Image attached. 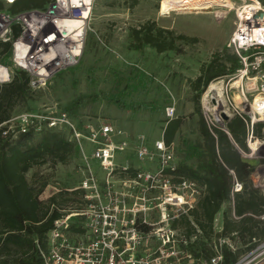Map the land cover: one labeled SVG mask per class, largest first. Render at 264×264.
I'll return each mask as SVG.
<instances>
[{
	"label": "built area",
	"instance_id": "built-area-1",
	"mask_svg": "<svg viewBox=\"0 0 264 264\" xmlns=\"http://www.w3.org/2000/svg\"><path fill=\"white\" fill-rule=\"evenodd\" d=\"M66 1L50 0L45 9L16 14L0 11V42L12 43L13 64L0 60V84L12 82L17 68L28 72L31 88L38 89L52 81L58 71L78 65L85 50L88 22L73 30L68 25L60 26L59 21L83 17L87 5H68ZM235 14V29L226 47L239 57L240 67L227 76L240 78V84L234 82L236 86L231 87L238 89L236 97L247 110L246 115H238L249 118L248 152L243 155L262 159L264 145L251 143L254 136H260L254 125L261 119L253 116L260 114L250 112L249 107L251 96L264 99V2L243 0ZM16 24L21 29L18 36L14 34ZM175 113V103L165 108L166 118H175ZM227 123L219 127L227 131ZM4 124L8 125L4 134L13 136L31 128L38 132L46 127L66 128L80 149L85 174L77 189L83 193L82 203L79 209H71L55 220L48 236L49 245L41 251L44 264H224L223 245L233 252L241 249L240 240L225 235L212 242L214 254L208 259L198 258L188 249L202 235L190 214L205 190L195 180L175 176L177 147L167 144L164 135L151 143L145 134L128 137L123 129L109 123H88L81 129L76 120L59 108L28 110L15 114ZM83 139L93 145L91 156L82 145ZM121 155L127 159L124 163L118 161ZM90 158L99 161L101 175L94 173ZM260 186L264 188L261 181ZM232 189L233 202L235 193L243 191V183L235 179ZM231 214L236 218L235 212ZM75 216L81 217L82 231L74 233L71 226ZM184 216L196 228L191 236L180 224ZM257 217L264 220V212ZM213 227L216 233L222 232L219 218ZM253 243L251 249L240 253L235 264H264V239L254 238Z\"/></svg>",
	"mask_w": 264,
	"mask_h": 264
},
{
	"label": "rangeland",
	"instance_id": "rangeland-1",
	"mask_svg": "<svg viewBox=\"0 0 264 264\" xmlns=\"http://www.w3.org/2000/svg\"><path fill=\"white\" fill-rule=\"evenodd\" d=\"M113 1L85 0L87 8L81 18L87 19L81 20L79 26L84 22H88V25L85 50L78 65L58 71L48 84L33 89V97H30L27 105L14 107V114L26 112L29 108H34L36 111L64 109L78 96L97 94L98 99L88 102L80 111L86 125L91 123L98 126L109 123L123 129L130 137L147 134L155 139L160 136L166 120L165 108L175 103V116L185 118V123L174 142L179 148V159L182 157L184 139L201 140L200 116L204 117L211 126L213 124L217 128L220 126L203 99L213 81L199 98L200 111H197L194 102L197 92L193 88V82L202 74V67L214 59L218 58L220 62L230 66L226 56L235 53L226 46L235 29L236 8L243 5V0H231L232 8L221 6L222 1H215L213 4H202L184 10L175 8L173 4L177 0H138L139 3L133 6L131 0H116L112 6ZM72 3L78 5L79 0H73ZM5 5V12L12 13L9 11L11 5L7 3ZM219 12H224L226 16ZM147 24L152 25L156 31L157 28L174 30L175 34L188 35L196 38L197 41L186 43L176 40L177 48L164 52H159L149 45L142 51L136 50L131 46V29H139ZM164 36L167 40L171 39L168 33ZM2 60L6 65H13L11 55L8 58L3 56ZM214 81H219L224 87L223 98L226 103L223 109L229 111L232 118L238 113L246 115L247 110L243 102L236 97L238 89L231 87L236 86L234 82L240 84V78L224 76ZM212 95L213 92L210 96ZM255 97L257 95L251 96L250 101L254 102ZM111 98L114 100L119 98L120 104L115 103ZM254 110L262 115L256 114L257 119L261 121L255 123L254 127L261 128L259 134H264V109L261 111L258 107ZM82 145L87 155L91 156L94 150L92 143L83 139ZM258 159L259 162L254 165L255 170L250 181L252 187L258 189L259 194L264 195V188L260 186V181L264 184V158L258 157ZM126 160L123 155L118 159L121 163ZM89 161L94 173L101 175L99 161L93 158ZM82 162L81 155L73 156L66 163H59L56 166L47 162L42 167L32 168L27 174V179L39 181L36 186L45 179L48 180L49 184L40 196V199L45 201L60 191L77 190L81 177L85 174ZM81 199L79 196L78 200L73 202V206L82 203ZM257 216L254 214L255 218L262 220ZM230 218L235 222L242 220V216L237 214L236 218L232 214ZM232 233V236H229L234 241L242 242L241 253L250 248L249 235L240 233L244 238L242 239L239 233ZM216 239H212L210 244H207V248H210ZM205 252L207 255L209 250Z\"/></svg>",
	"mask_w": 264,
	"mask_h": 264
},
{
	"label": "trees",
	"instance_id": "trees-1",
	"mask_svg": "<svg viewBox=\"0 0 264 264\" xmlns=\"http://www.w3.org/2000/svg\"><path fill=\"white\" fill-rule=\"evenodd\" d=\"M131 1L132 6L139 3L138 0ZM5 2L0 0V11H5ZM49 2L50 0H15L10 4L9 11L20 13L34 8L45 9ZM20 31V27L15 25L14 34L18 36ZM165 33L171 36L170 40L165 39ZM131 36V46L139 51L149 45L159 52H164L176 49V40L186 43L197 41L188 35L175 34L174 30L157 28L156 31L149 24L139 29L132 28ZM11 46L12 43L0 42V60L3 55L5 58L9 57ZM226 58L230 66L220 62L218 58L214 59L202 67V74L193 82V88L197 92L194 98L197 111H200L199 98L207 86L218 78L231 75L240 67V59L236 54ZM12 78V82L0 84V264H44L41 251L46 250L49 245L48 236L55 220L68 214L71 209H79L81 202L75 207L73 202L78 200L79 196L82 197L83 193L80 189L74 192L66 189L43 201L40 196L49 184L48 180L45 179L36 186L39 181H29L27 174L32 168L42 167L47 162L53 166L66 163L73 156H79L80 149L66 128L46 127L40 132L31 128L26 133L20 132L14 136L13 133L4 134V131L8 130V125L4 123L14 117V107L27 105L30 97H33L28 72L16 68ZM98 97L97 94L78 96L68 103L64 110L78 122L81 129H84L85 121L82 120L80 111L88 102ZM112 100L117 104L121 102L119 98ZM27 110L36 111L34 108ZM244 117L234 115L227 123L228 133L220 127H210L206 119L200 116L201 140H183L184 149L175 176L195 180L206 186L207 190L206 195L199 200L198 206L190 214L202 231V235L188 248L198 258L208 259L214 254V250L207 248V244L222 235L232 236V232L249 235V249L255 244L254 238H264V221L254 217V214L260 215L264 212V195L252 187L249 176L254 166L244 159L235 145L248 150L246 127L249 118ZM165 122L164 136L170 145L175 142L185 121L183 117L177 116L173 119L166 118ZM254 130L258 134L261 132V128L254 127ZM259 135L252 138V143L263 141L264 134ZM235 179L243 183V191L235 193L234 201L230 203ZM225 203L227 207L223 215L224 228L221 233H216L213 228L214 218ZM232 212L242 216V220L233 221L230 218ZM72 221V232L82 231L79 225L81 217L75 216ZM181 222L186 227V234L191 236L196 232L188 217H182ZM222 248L224 264H235L241 249L233 252L227 245ZM207 249L209 252L206 255Z\"/></svg>",
	"mask_w": 264,
	"mask_h": 264
},
{
	"label": "bare ground",
	"instance_id": "bare-ground-1",
	"mask_svg": "<svg viewBox=\"0 0 264 264\" xmlns=\"http://www.w3.org/2000/svg\"><path fill=\"white\" fill-rule=\"evenodd\" d=\"M61 1H65V0H61ZM83 1L84 2L82 4L79 3L77 6H81V5L86 4L85 0H83ZM215 1H217V2L222 1L223 3L221 4V6H223V7H226V8H232L233 7L231 0H227V1H223V0H177L173 5L175 6L176 9L184 10V9L190 8V7L201 6L202 4H210V3L213 4V3H215ZM72 2H73V0H72ZM72 2L70 0H67L66 4L70 5ZM225 2H227V3H225ZM49 13L52 14V13H54V11H50ZM219 13L224 15V12H219ZM84 14H85V12H84ZM81 20L86 21V19L84 20V18H81V17L77 18V19L69 18V20L59 21V25L60 26L68 25L73 30H75L76 28L79 29L81 27V26H79L82 23ZM47 26H46L47 28L51 27L49 25H47ZM209 87H210L209 91L204 95L203 99L207 103V108H208L209 112L215 117V120L216 121H218V120L222 121V117L217 113H218V110L220 109V106L225 105V103H226V101L223 98V88L224 87H222V84L219 81H217V82L213 81ZM212 92L214 94V97H216V99L218 100L219 105L213 104L210 102V98H211L210 95ZM237 98L239 99V97H237ZM258 107L261 109H264L263 97L257 96V98L255 99V102L251 103L249 110H251L250 112H253L254 114L259 113V112H255V110H254L255 108H258ZM225 112L228 115H230L229 111L226 110ZM253 116H254V118L257 119V116H255V115H253ZM259 144L261 146H263L264 145V139H263V141L259 142Z\"/></svg>",
	"mask_w": 264,
	"mask_h": 264
},
{
	"label": "crops",
	"instance_id": "crops-1",
	"mask_svg": "<svg viewBox=\"0 0 264 264\" xmlns=\"http://www.w3.org/2000/svg\"><path fill=\"white\" fill-rule=\"evenodd\" d=\"M175 117H177V116H175ZM182 117V116H181ZM166 118V117H165ZM184 118V117H183ZM233 118H231V120H232ZM184 121H185V118H184ZM230 121V120H229ZM228 121V122H229ZM185 123V122H184ZM247 125H248V123H247ZM165 127H166V122H164V126H163V129H162V131L160 132V136L159 137H157V138H155V139H153V138H151L150 137V135H147L148 136V138H149V140L151 141V143L152 142H154L155 140H157V139H160V137L161 136H163L164 134H165V132H164V130H165ZM183 127V126H182ZM182 129V128H181ZM246 129H247V127H246ZM248 130V129H247ZM248 132H249V130H248ZM126 133V132H125ZM180 133V132H179ZM127 134V133H126ZM128 135V137H130L129 136V134H127ZM138 135H140V134H136V135H134V136H131V137H136V136H138ZM165 137V136H164ZM248 137V136H247ZM175 144V143H174ZM236 146H237V148H238V150L240 151V153L242 154V156L244 157V155H243V152H248V150H244V149H242L239 145H237V144H235ZM175 146H176V144H175ZM177 147V146H176ZM179 148L177 147V161H178V166H179V163H180V158L178 159V150ZM244 159H246L249 163H251L253 166L255 165V164H257L259 161V159H257V158H253V157H249V158H246V157H244ZM255 170V167H254V169H253V171ZM253 171L250 173V176H249V179H250V177L253 175ZM231 174H233L232 172H231ZM203 188H204V190H205V192H204V194H203V196H201L200 197V199H202V197H204L205 195H206V193H207V190H206V186H203V185H201ZM231 198H232V193H231ZM235 198V197H234ZM232 200V199H231ZM230 203H232V201H230ZM228 204V206H230L231 204ZM227 207V204L225 203L224 204V206L222 207V209H221V211L220 212H218L217 214H216V216H215V221H216V218H219L220 220H221V224H222V226H223V228H224V218H223V215H224V209ZM231 215V214H230ZM193 219V218H192ZM196 223V222H195ZM180 224L186 229V227H185V225L182 223V222H180ZM197 224V223H196ZM197 226H198V224H197ZM195 227V226H194ZM198 228L200 229V227L198 226ZM214 228V227H213ZM200 231H201V229H200ZM214 231H215V229H214ZM202 232V231H201Z\"/></svg>",
	"mask_w": 264,
	"mask_h": 264
},
{
	"label": "water",
	"instance_id": "water-1",
	"mask_svg": "<svg viewBox=\"0 0 264 264\" xmlns=\"http://www.w3.org/2000/svg\"><path fill=\"white\" fill-rule=\"evenodd\" d=\"M211 102H213V104H217L219 105L218 100L216 99V97L212 96L211 98ZM221 117H222V121L218 120L217 122L220 124L221 127H223L225 125V121H229L231 120V116H229L224 110H223V105L220 106V109L218 110V113Z\"/></svg>",
	"mask_w": 264,
	"mask_h": 264
}]
</instances>
